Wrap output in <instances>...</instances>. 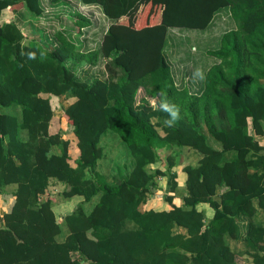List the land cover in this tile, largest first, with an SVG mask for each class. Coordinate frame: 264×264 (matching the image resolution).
Listing matches in <instances>:
<instances>
[{"label":"trees","instance_id":"1","mask_svg":"<svg viewBox=\"0 0 264 264\" xmlns=\"http://www.w3.org/2000/svg\"><path fill=\"white\" fill-rule=\"evenodd\" d=\"M41 1L0 0V15L39 18ZM77 1L96 5L110 22L95 50L80 51L60 30L54 45L22 42L12 18L0 22V195L10 198L0 215V264H235L237 253L264 264V225L255 220L258 210L264 213V146L255 139L264 134V0ZM218 13L234 26L206 50L214 59L206 79L194 91L177 86L164 52L168 27L202 30ZM75 17L79 29L90 22ZM99 57L105 78L75 75L72 65H94ZM138 89L144 95L135 102ZM61 95L72 98L61 114L74 154L60 130L49 132V99ZM146 96L179 107L175 127L164 125L166 114ZM109 132L130 157L129 170L112 182L95 170L98 143ZM181 147L200 156L181 166L175 205L177 162L168 154L164 169L147 166L158 149ZM155 177L167 178L168 209L143 207L161 190ZM51 179L67 187L63 198L81 197L58 219L47 191ZM204 203L212 210L207 219L197 208ZM61 226L66 234L58 239ZM231 240L244 250L236 253Z\"/></svg>","mask_w":264,"mask_h":264},{"label":"rangeland","instance_id":"2","mask_svg":"<svg viewBox=\"0 0 264 264\" xmlns=\"http://www.w3.org/2000/svg\"><path fill=\"white\" fill-rule=\"evenodd\" d=\"M43 7L42 16L39 18H32L27 14L22 16L16 15L8 10L2 11L0 15V22L7 19H11L20 28L23 41L26 42L29 39H35L40 44L47 43L49 45H54L56 43L53 33L55 31H62L65 36L75 43L76 47L82 51L86 52L88 50H95L102 38V32L107 29L110 22L107 18L103 16L100 9L96 5L90 4L86 8L82 9L86 12L85 17L90 21L89 24L82 29L74 26L73 21L75 20V4L71 2H66L65 4H49L46 0L41 1ZM234 24L230 20L228 14L218 13L213 19L210 25L205 29H189L180 27H168L167 34L165 38L164 52L168 58L170 69L172 72L173 80L177 86H185L189 91H194L198 86V83L193 81V72L197 69L205 70L214 59L207 54V49L214 48L217 43L219 35L233 27ZM105 59L99 57L98 61L94 65H88L87 63H79L72 65L75 75L80 80H91L94 77L105 78L107 76V71L105 70ZM69 64V63H67ZM143 90L138 89L135 97V102H137L143 96ZM150 104H153L155 97L146 96ZM52 104V118L49 121V132H55L60 130L62 137L69 141V150L71 154H74L75 141L68 124L62 118L61 108L65 107L72 98L61 95V96H50ZM7 111V109H2ZM264 128V123H263ZM257 138V137H256ZM208 143L214 147L219 148L217 142L213 141L207 137ZM257 142L264 146V134L258 139ZM99 146L101 148V158L97 160L95 165V170L102 174L107 182H112L117 176H121L129 170L130 168V157L126 150L122 146L119 138L113 133H107L101 137L99 141ZM158 157L155 163L148 165L149 169L160 168L164 169L166 165V156L170 154L172 160L177 162V165L173 167V172H175L176 183L179 187L173 195V200L175 203L180 204V195L183 192L182 189V179L183 173L181 171V166L185 164L194 165L200 156V153L186 147L175 148L174 152L169 150H164L162 148L157 150ZM90 173L87 172L86 176L90 177ZM165 177H155L154 182L161 188H156L152 195L149 196L152 199V206L155 209L159 207L169 206L163 200L166 188ZM47 187V191L51 197L53 204V211L57 219L64 213L71 211L77 204H79L81 197L72 196L70 198H63L60 194L61 190L67 188L64 184H61L53 179H51ZM11 187H6V190H10ZM158 189V190H157ZM222 188H219V192ZM9 192V191H6ZM0 195V215L3 210L7 207L2 202L6 201ZM216 197V196H215ZM3 199V200H2ZM97 196H93L89 201L83 202V207L85 210L90 209L91 205L96 201ZM197 208L202 210L205 219L209 218L212 214L211 208L206 204H198ZM255 220L264 225V213L258 210L255 216ZM62 232L58 235V239L66 234V229L61 226ZM177 230H181L177 228ZM230 247L236 251L244 250V243L242 241H229ZM235 264H251L250 258L244 254L237 253L235 255Z\"/></svg>","mask_w":264,"mask_h":264},{"label":"clouds","instance_id":"3","mask_svg":"<svg viewBox=\"0 0 264 264\" xmlns=\"http://www.w3.org/2000/svg\"><path fill=\"white\" fill-rule=\"evenodd\" d=\"M74 1H77V0H74ZM86 5H90V4H86ZM76 13H78V12H76ZM78 14H80V13H78ZM80 15H82V14H80ZM82 16H84V15H82ZM80 29H82V28H80ZM205 79H206V76H205V72H204L203 69L197 68L193 72V81L195 83L203 82ZM152 107H153L154 110H157V111H160V112H163V113L166 114V118L163 121L164 125L166 127H169V128L175 127L176 123L181 118L179 107L177 105L173 104V103L168 102L166 99L159 101V103L153 102ZM247 129H248L249 133H252V131L249 128V126H248ZM256 137L257 136H255V139H256Z\"/></svg>","mask_w":264,"mask_h":264},{"label":"crops","instance_id":"4","mask_svg":"<svg viewBox=\"0 0 264 264\" xmlns=\"http://www.w3.org/2000/svg\"><path fill=\"white\" fill-rule=\"evenodd\" d=\"M106 30V29H105ZM105 31H103L102 32V34L104 33ZM171 70V69H170ZM171 74H172V72H171ZM173 77V76H172ZM174 78V77H173ZM262 136V135H261ZM261 136H257V138L259 139ZM256 138V139H257ZM263 145V144H262ZM52 183V182H51ZM12 186V185H11ZM11 186H9V187H11ZM10 203V198L9 199H7L5 202H4V204L8 207V204ZM172 203L173 204H175V205H179V203H175L174 202V200L172 199ZM150 207V208H153V209H155L153 206H152V199H147V201H146V203L143 205V207ZM168 209L169 208V206H167V207H159L158 209ZM52 209H53V206H52ZM54 212V211H53ZM54 214H55V212H54Z\"/></svg>","mask_w":264,"mask_h":264},{"label":"built area","instance_id":"5","mask_svg":"<svg viewBox=\"0 0 264 264\" xmlns=\"http://www.w3.org/2000/svg\"><path fill=\"white\" fill-rule=\"evenodd\" d=\"M65 1L74 3L75 6H76L75 7V11L85 16L86 12L84 10H82V9L86 8L89 5L82 4V3L78 2V1H74V0H65Z\"/></svg>","mask_w":264,"mask_h":264}]
</instances>
